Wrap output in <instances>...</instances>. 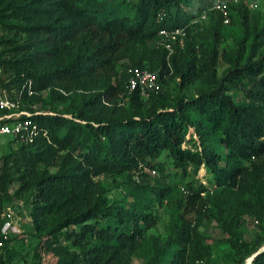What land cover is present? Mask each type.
I'll list each match as a JSON object with an SVG mask.
<instances>
[{
	"label": "trees",
	"instance_id": "obj_1",
	"mask_svg": "<svg viewBox=\"0 0 264 264\" xmlns=\"http://www.w3.org/2000/svg\"><path fill=\"white\" fill-rule=\"evenodd\" d=\"M190 1L0 0V70L7 75L0 77V91L19 100L23 111L45 113L27 118L36 128L32 142L11 139L16 149L0 157V227L6 205L27 197L39 243L79 249L54 264H118L124 249L140 264H196L174 222L164 240L144 236L155 224L151 198L161 206L168 188L148 184L140 170L161 171L154 162L162 153L180 176L189 169L196 176L200 167L207 173L206 184L196 177L186 184L187 201L212 198L218 221L223 210L230 212L229 223H220L229 264H244L263 245V236L245 242L230 228L247 215L264 232V55L251 56L264 38V13L258 24L236 8L242 36L229 50L219 49L221 19L209 12L219 20L203 34L191 26L169 57L158 48L135 54L134 46L145 47L161 29L186 25ZM218 60L225 64L219 78ZM129 67L156 73L146 99L128 92ZM174 80L170 95L164 86ZM195 84L193 96L185 97ZM231 92L245 103L236 104ZM38 103L42 111H33ZM189 128L197 141L185 138ZM193 141L196 147L187 148ZM100 174H125L130 201L111 204L92 183ZM234 189L248 196L227 205ZM13 237L2 241L0 235V264ZM250 264H264V251Z\"/></svg>",
	"mask_w": 264,
	"mask_h": 264
},
{
	"label": "rangeland",
	"instance_id": "obj_2",
	"mask_svg": "<svg viewBox=\"0 0 264 264\" xmlns=\"http://www.w3.org/2000/svg\"><path fill=\"white\" fill-rule=\"evenodd\" d=\"M228 1L230 2V6L234 7V10H231L230 12L229 24L225 25L216 17H210L208 16L209 14H207L206 19L198 24L197 30L198 33L203 34L204 30L207 28V26H209L210 21L219 20L218 30L222 37V43L220 44L219 49L223 50L231 49L233 46V41L235 39L241 38L242 36V27L239 22L236 8H239L241 11H244L247 14L249 22L257 20L258 24L260 22L261 16L264 13V0ZM234 2H236V4H234ZM208 3L209 0H191L185 10L187 14L192 17L191 19H195L203 9L208 7ZM250 3H255L257 8L255 10H250L248 8V4ZM197 38L198 34L196 36L194 35L190 40L192 42H198ZM250 41L251 39L248 37L246 42L249 43ZM155 42L156 40L152 39L145 43V47H140L137 45L134 46L135 54H139L140 52L150 53L151 50L156 48ZM259 55H264V38L261 46L251 54L253 60H255ZM123 62L128 64V61L126 60ZM224 69L225 64L218 60L215 67L216 76L218 78ZM117 70L119 72L121 69L117 66ZM6 76L7 75L2 74L0 70V77L5 78ZM176 83L177 80H174L168 82V85L164 86V89L168 92V94H174V90L176 92ZM196 84L198 85V83ZM196 84L182 94L187 98L193 96L194 88L198 87ZM230 94L236 104L245 103V100L239 93L231 92ZM41 96L43 99H45L47 97V93L43 92ZM2 97L9 98L5 92L0 91V98ZM117 103L121 107H125V102L118 100ZM21 107L22 104L19 102L18 110H23ZM61 107V105H58L57 109H60ZM30 108H32L33 111L41 110L39 103L30 106ZM189 138L192 139L191 136L187 137V139ZM10 141L11 140L9 137L0 139V157L6 155L8 151H14L16 149V145L12 142L9 143ZM186 147L194 148L196 147V143L195 145H192L189 142V146L187 145ZM182 148H184V145H182ZM154 163H158L160 165L161 171H158L155 168L149 170H140V172H143L146 175L145 178L148 184L152 186L160 185L166 187L168 188V193L165 199L162 201L161 206L157 205V200L150 197L152 203V213L155 215V224L152 228L145 232L144 236L146 238L154 237L164 240L168 233L169 227L174 222L181 230L182 235L186 238V240H188L186 243L185 255L190 252L189 256L195 261L196 264H229L228 246L225 242H223L224 238L226 237V231L222 230L220 223H229L227 221L229 220L228 215L230 212L227 209L223 210L221 216L219 217L220 221H218L217 216L215 215L217 211L213 206V204L216 202L212 200V198L208 199L205 197V195H202V199L195 203L187 201L186 184L189 182H195V177L202 184H206L207 173L203 168L200 167L196 176H194L192 169L187 170L185 176H180V171L172 168L170 160L164 153H162ZM125 179V174H100L92 179V183L104 190V195L106 196L107 200L111 202V204L114 202H117L118 204H124V202L130 201V197L126 196L130 190L127 189ZM134 179L135 176H132L131 180ZM15 187L16 184L10 187V195L14 191ZM247 196V193H240L238 190L234 189L232 190V193H229L228 196H226L227 205H233L237 203L238 200L247 198ZM261 196H263L264 199V188ZM216 201L219 202L218 200ZM28 202V198L24 197L22 198L21 202L14 201L12 205H6V208L13 206V210L10 208V211L15 218L14 225L17 229V234L11 239L7 251L3 254L2 258H4L5 264H32L33 262H37V260H39L42 264H54L59 257L65 256L67 252L78 253V248H75L65 242H61L59 245H53L50 248H45L44 244L39 243V240L34 237L31 223L27 218L26 212L28 209ZM20 204H22L21 207ZM223 205H225V203ZM197 212L204 213V215L200 216L197 214ZM205 214H213L215 218H211L209 215L206 216ZM238 222H235L230 229L233 230V234L236 235L239 240L250 242L257 236L264 237V232H262L261 229L254 224L251 217L243 215L238 218ZM235 224H237V226ZM260 248H264V243ZM122 253V255L118 256L119 258H115V261L118 264L121 261L125 264H140L142 262L138 256H134V254H131L126 249L122 250ZM247 260H249V258Z\"/></svg>",
	"mask_w": 264,
	"mask_h": 264
},
{
	"label": "built area",
	"instance_id": "obj_3",
	"mask_svg": "<svg viewBox=\"0 0 264 264\" xmlns=\"http://www.w3.org/2000/svg\"><path fill=\"white\" fill-rule=\"evenodd\" d=\"M234 4H236V2H234ZM229 6L230 2L228 0H209L208 7L203 9L197 18L189 20L186 25L158 31L155 37V47L165 51L166 56L169 57L173 53L174 47L177 46L178 48H182L187 30L190 31L191 26L198 25L201 21H204L209 12L219 14L221 22L225 25L229 24ZM248 8L250 10H255L257 6L255 3H250L248 4ZM125 74L127 75L126 86L128 92L136 91L141 99H146L157 86V75L154 72L136 67H129L126 69ZM18 104V100L13 101L6 97L0 98V139L9 137L10 140L14 139L19 143H30L36 135V128L27 118L31 115L45 113L34 112L31 114L23 110H18ZM21 117L25 119H21ZM189 136H191L194 141H197L192 128L188 129L185 138L187 139ZM14 219L10 208H5L3 212V222L0 227L2 241L6 240L11 235L17 234ZM2 241H0V246Z\"/></svg>",
	"mask_w": 264,
	"mask_h": 264
},
{
	"label": "water",
	"instance_id": "obj_4",
	"mask_svg": "<svg viewBox=\"0 0 264 264\" xmlns=\"http://www.w3.org/2000/svg\"><path fill=\"white\" fill-rule=\"evenodd\" d=\"M262 251H264V248H260V250L257 251L254 255H252V256L249 258V260H246L244 264H250V262H251V260L253 259V257H254L256 254H258V253H260V252H262Z\"/></svg>",
	"mask_w": 264,
	"mask_h": 264
}]
</instances>
